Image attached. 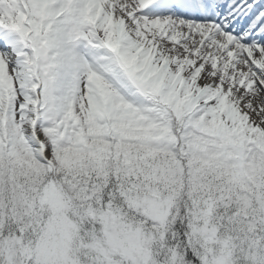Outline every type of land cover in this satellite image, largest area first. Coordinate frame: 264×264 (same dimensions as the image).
<instances>
[{"label":"snow or ice","instance_id":"snow-or-ice-1","mask_svg":"<svg viewBox=\"0 0 264 264\" xmlns=\"http://www.w3.org/2000/svg\"><path fill=\"white\" fill-rule=\"evenodd\" d=\"M0 264H264V0H0Z\"/></svg>","mask_w":264,"mask_h":264}]
</instances>
